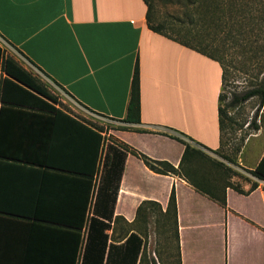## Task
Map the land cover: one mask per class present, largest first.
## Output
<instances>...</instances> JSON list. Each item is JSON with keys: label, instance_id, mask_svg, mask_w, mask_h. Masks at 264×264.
Wrapping results in <instances>:
<instances>
[{"label": "crops", "instance_id": "obj_1", "mask_svg": "<svg viewBox=\"0 0 264 264\" xmlns=\"http://www.w3.org/2000/svg\"><path fill=\"white\" fill-rule=\"evenodd\" d=\"M146 11L143 0H0V47L48 89L112 121L116 126L105 145L122 144L177 167L184 145L174 138L220 147L222 71L216 61L150 30ZM135 65L140 119L126 123ZM34 114L0 113V264H64L84 213L80 263L99 172L89 186L87 177L75 173L82 166L79 152L64 151L69 130L50 128L46 114ZM255 123L234 163L223 161L244 178L233 182L244 191L255 188L247 194L228 188L224 206L127 154L105 231L108 244L124 242L141 203L156 202L164 212L173 188L180 264H264V181L247 173L264 154L260 115ZM251 141L255 153L245 159ZM51 143L63 148L52 155V165ZM17 152L27 157L18 159Z\"/></svg>", "mask_w": 264, "mask_h": 264}, {"label": "trees", "instance_id": "obj_2", "mask_svg": "<svg viewBox=\"0 0 264 264\" xmlns=\"http://www.w3.org/2000/svg\"><path fill=\"white\" fill-rule=\"evenodd\" d=\"M147 6L145 14L147 27L173 40L187 48L194 50L214 61H216L222 71V83L224 80V70L222 60L216 57L213 51L208 46L192 37H185V40L164 32L161 25H152L150 16V6L147 0H143ZM202 0H191L189 4L201 6L199 3ZM209 5L213 11V21L215 26L219 29L220 21L217 12V4ZM202 8V6H201ZM200 14V13H199ZM203 12L199 17L203 20ZM193 22H190L191 24ZM203 27V23H201ZM0 72L3 77L0 80V113L5 111H17L31 113L35 116V112H42L46 114L43 120L48 122L50 128H64L68 129L67 137L68 146L65 145V152L75 151L79 152L81 168L75 173L87 177L88 184L91 182L95 173L99 172L98 187L92 207V215L88 218L87 226L83 234L82 254L80 263L78 262V243L80 238V231L85 225V214H82L80 225L75 230V247H72L70 253H67L66 262L64 264H139L142 250V237L130 229V234L125 238L120 245L108 244V236L105 233L110 228L112 221L113 207L118 191V184L123 171L124 160L127 154L140 159L145 167L160 175H176L182 178L186 183L194 188L195 191L203 194L217 204L225 205L226 190L232 189L239 194H247L255 188L251 185L248 191H244L238 182H233L234 177L241 179L237 172L224 164L223 161L233 164V158L224 156L219 153L222 148V132L224 130V121L230 122L231 118L227 111L219 105L222 100L221 94L218 96V126L220 132V147L217 150H209L202 146H191L183 141L178 140L184 145V149L179 160L178 166L174 167L167 161H158L148 158L146 155L136 152L133 149L122 144H104L101 131L97 128L77 120L56 108L55 96L42 84V82L32 75L30 72L22 68L13 58L5 56L3 49L0 47ZM253 97L259 99V104L264 105V70L259 84L244 92L239 98L234 97L231 101L232 106L241 104ZM41 118V115H37ZM41 118V119H42ZM140 119V95H139V71L137 65L133 69V74L130 83L129 99L126 107V116L122 120L126 123H138ZM251 130H256L255 122H250L247 127ZM52 130V129H50ZM71 132V135L69 133ZM247 134L240 139L239 144L234 148V157L239 153L240 148ZM75 138V143L73 139ZM63 148L55 143H51L48 147V160L52 163V155ZM213 154L221 158L223 161L213 158L209 155ZM18 159H25L27 156L24 152L16 154ZM46 162H48L46 160ZM52 167H55L54 165ZM248 174L258 180L264 181V154L254 170L247 171ZM244 179V178H243ZM242 179V180H243ZM147 205L156 206L164 217H169L174 227L176 234V205L175 194L172 188L168 198L166 210L162 212L160 206L156 202L145 201L139 205L136 211L135 221L138 214L143 211ZM117 218L114 219L116 221ZM134 221V222H135ZM133 222V223H134ZM69 251V250H68ZM178 251V248H177ZM151 264H156L153 260ZM180 264L179 253H177V263Z\"/></svg>", "mask_w": 264, "mask_h": 264}, {"label": "rangeland", "instance_id": "obj_3", "mask_svg": "<svg viewBox=\"0 0 264 264\" xmlns=\"http://www.w3.org/2000/svg\"><path fill=\"white\" fill-rule=\"evenodd\" d=\"M147 1L152 25H161L164 32L181 40H185V37L189 39L194 35L195 40L208 46L214 55L222 60L224 80L220 94L223 97L219 105L227 111L231 121H224L223 146L218 151L221 155L234 158L235 146L250 131L251 127H247V124L256 122L257 115H260V125L264 126V111L257 97L241 104L230 105L234 97L239 98L244 92L256 87L262 78L264 0H202L199 3L202 8L189 4L191 0ZM211 2L213 6L217 4L219 29L214 24L213 11L207 5ZM201 11L204 15L203 20L199 18ZM190 22L193 23L189 24ZM4 55L10 57L5 53ZM48 90L55 96V106L61 112L103 132L104 141L111 140V135L107 136V133L116 126L112 121L87 112L64 95L58 94L52 87ZM254 153V144L251 141L245 147L243 157L249 159V155ZM210 155L223 161L216 155ZM238 176L241 178H238L239 180L243 179L242 175ZM130 229L137 232L143 240L139 264H151L153 260L156 264L177 263L178 251L174 227L170 218L164 217L156 206L144 207Z\"/></svg>", "mask_w": 264, "mask_h": 264}]
</instances>
